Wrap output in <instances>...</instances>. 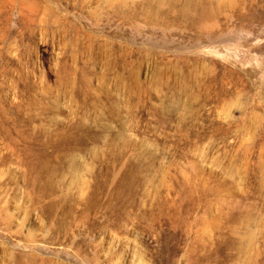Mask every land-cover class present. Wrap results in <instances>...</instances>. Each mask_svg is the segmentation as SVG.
Returning <instances> with one entry per match:
<instances>
[{
    "label": "rangeland",
    "instance_id": "374dc122",
    "mask_svg": "<svg viewBox=\"0 0 264 264\" xmlns=\"http://www.w3.org/2000/svg\"><path fill=\"white\" fill-rule=\"evenodd\" d=\"M0 264H264V0H0Z\"/></svg>",
    "mask_w": 264,
    "mask_h": 264
}]
</instances>
